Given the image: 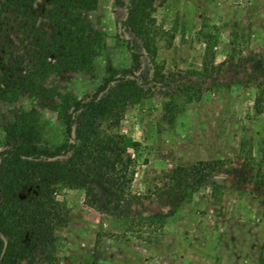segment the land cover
I'll return each instance as SVG.
<instances>
[{
    "label": "rangeland",
    "instance_id": "obj_1",
    "mask_svg": "<svg viewBox=\"0 0 264 264\" xmlns=\"http://www.w3.org/2000/svg\"><path fill=\"white\" fill-rule=\"evenodd\" d=\"M144 2L137 27L149 37L133 31L114 0L83 12L91 35H100L88 63L50 73L45 106L28 94L0 99V150L20 112L37 118L42 147L68 141L64 108L133 66L131 39L141 58L126 92H137L111 131L136 160L134 180L125 194L96 186L94 205L83 188L58 191L70 219L56 231L55 264H264V112L255 108L264 84V0ZM40 21L50 32L52 23ZM199 161L216 167L201 184L176 174ZM37 254L43 261L49 250Z\"/></svg>",
    "mask_w": 264,
    "mask_h": 264
},
{
    "label": "trees",
    "instance_id": "obj_2",
    "mask_svg": "<svg viewBox=\"0 0 264 264\" xmlns=\"http://www.w3.org/2000/svg\"><path fill=\"white\" fill-rule=\"evenodd\" d=\"M38 1L43 12L36 8ZM131 1L133 7L126 0H114L128 13L126 21L133 31L149 37V30L142 34L137 27L147 15L148 6L144 0ZM97 2L0 0L1 100H16L28 94L45 106V99L52 93L44 79L54 71L88 63L100 35H91L83 12L95 9ZM40 17L52 23L50 32L45 22H39ZM146 47L150 48V42ZM128 48L131 68L117 78H106L90 98L76 99L70 112L64 108L68 141L55 148L42 147L37 118L27 112H20L5 127L6 139L0 150V264H55L51 250L57 241L56 231L66 227L70 219L68 205L57 199L60 189H85L89 205L96 202V186L111 195L125 194L130 189L136 160L128 154L124 138L111 131L119 126L128 101L137 92H126L134 85L127 77L139 69L141 54L131 39ZM260 72L264 76V62ZM259 88L255 108L262 113L264 84ZM102 120L110 121L108 129L98 126ZM214 171L212 162L199 161L175 172L181 179L199 185ZM41 247L49 250L43 261L37 254Z\"/></svg>",
    "mask_w": 264,
    "mask_h": 264
}]
</instances>
